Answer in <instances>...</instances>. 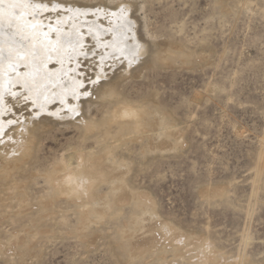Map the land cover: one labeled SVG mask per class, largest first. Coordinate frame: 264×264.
<instances>
[{"label": "rangeland", "instance_id": "rangeland-1", "mask_svg": "<svg viewBox=\"0 0 264 264\" xmlns=\"http://www.w3.org/2000/svg\"><path fill=\"white\" fill-rule=\"evenodd\" d=\"M41 1L133 6L130 15L140 40L148 44L146 53L128 69L122 62L108 65L106 78L95 84L116 82L118 100L147 105L142 107H149L153 119L147 133L130 134L114 144L116 157L132 165L124 176L134 193L124 197L113 216L86 217L85 227L65 196H53L43 174L61 159L74 164L76 148L98 153V135L84 139L80 122L39 115L29 128L38 132L33 156L18 173L10 172L9 182L0 179V264H264V0ZM157 54L163 59L151 64ZM87 66L89 62H82L80 68ZM90 96L82 97V112L101 121L111 104ZM10 104L13 111L6 120L30 114L24 102ZM160 117L171 127L169 137L159 135ZM146 145L151 152H143ZM108 164L100 167L104 178L121 173ZM102 184L100 195L108 191ZM133 194L154 207V214L142 215L135 232L130 229L136 216L129 206ZM43 203L50 204L47 210H42ZM163 224L174 230L162 231ZM11 236L27 243L14 244Z\"/></svg>", "mask_w": 264, "mask_h": 264}, {"label": "bare ground", "instance_id": "bare-ground-1", "mask_svg": "<svg viewBox=\"0 0 264 264\" xmlns=\"http://www.w3.org/2000/svg\"><path fill=\"white\" fill-rule=\"evenodd\" d=\"M95 6V8L91 5L89 7L79 6L76 3L72 4V2L64 4L58 2L45 3L41 0H0V155L1 158L4 159V162L0 163V179H7L11 176H9V174L13 169H17L15 172L17 171L18 173V168L24 163V166L26 165L27 160L31 156L30 154L34 147L33 144L36 143L34 142L36 141L35 135L38 133L36 130H31L30 132L29 128L35 125L33 124L34 120H36L39 115L41 116V114H45L56 119L69 118L75 120V122H80L81 125H79V123L77 124L78 127L81 126V136H83L84 139L89 140L88 137L91 136V139L92 136L98 135V139L95 142L99 145L98 150L100 149V151L98 153L94 152V150L93 152H84L82 150L79 151V149L76 148L78 151L75 150L74 153V164L71 163L70 165L65 159H61L59 160L60 163H57L58 165L54 169L51 167L52 170L50 172L48 171L49 173L46 171L47 173L45 175L44 172L43 175L45 176V179L43 177L42 179L50 184V188L52 189L50 191H52L54 197L57 198V196H59L58 198H61L62 200V197L65 196L68 203H72V208L74 207V211L77 212L74 214H78L79 216V224H82L85 227L87 225H85L86 217L89 219L100 220L104 218L105 215L116 211V209L120 207L119 203H124L126 201V198L124 197L128 196V193H134L132 191L133 189L127 185L124 176L129 173L130 170L128 167H132V165L129 166V163H127L128 160L123 161V159H120L119 154V159L116 157L117 155L114 154L116 149L114 144L115 142L123 140L125 136H129L130 134L142 136L144 133H147L145 128L151 124V118L153 119V112L148 110L149 107L147 110L143 108L142 105L144 104L140 106L138 102L137 105L136 103L133 104V102H126V100H118V97H121V95L119 96L118 92L120 90L117 89L119 84L117 86L116 82H113L112 80V82L108 83L100 81L101 83L99 82L98 85L95 84L100 79L106 78V71L110 67L122 62L124 65L123 68L128 69L136 64V62L141 61V59H143L142 56L146 53V45H148L146 44V41L145 43L140 40L137 34L138 31L136 32L137 21L133 20L130 15L132 5L125 3L120 4L119 2L114 8ZM88 42H91L95 49H91ZM176 54L177 53H175V55ZM151 57L153 58V61L150 60L152 63L149 61L151 64L160 60V58L163 59L158 54ZM172 57L175 59L176 56ZM173 58L171 60H174ZM82 62L84 64L89 62V66H87V68L85 67L86 70L80 68ZM91 65L93 68L90 67ZM108 65H110L109 68H107ZM88 71H91L90 73L93 71V75L89 78L90 82L85 84V77H88ZM87 94H90V97L94 94V97L99 100L111 104V106H109L110 108L105 110V116H102L103 118L101 117V121L97 120V122L91 118H87L83 114L82 97L87 96ZM92 100L93 99L91 98V101ZM122 100L124 99L122 98ZM10 101L17 105L24 102L28 109H30L28 117H17L14 115L13 119L8 116V119L6 120L4 116L8 112L13 111V106L10 104ZM91 101L87 100L85 102L93 103ZM103 104L106 105L105 102H103ZM55 105L58 106L54 107ZM146 106L144 105V107ZM106 107L108 108L107 105ZM164 119L165 118L159 119L160 122L157 126L158 128L160 127V133H158L160 137H169L168 129L171 127L169 123L165 121L166 119ZM39 127L42 129V126ZM78 130L81 132L80 127ZM84 139L81 140L84 141ZM144 139L148 142L151 138L146 136ZM121 144L126 145L125 141ZM117 145H120V143ZM118 147L120 148V146ZM151 151L152 147L149 145H146L143 148L144 153ZM32 153L34 152L32 151ZM7 157H10L11 161H5ZM33 159L34 158H30V161ZM105 162L110 163L108 166H110V169L112 168V171L120 170L121 173L112 175V171L109 170L111 172H107L112 176L110 177L108 175L110 178H104L106 175H102L100 167L105 166L103 165ZM133 166L135 167V165ZM0 183L2 184V182ZM104 183L108 186V191L106 190V193L100 195V190L99 193H97V189L101 184L104 186ZM12 185L14 184L12 183ZM23 186H25V184H23ZM12 188L14 187L12 186ZM16 188L18 189V187ZM8 189L7 191L9 192ZM25 189L22 188L20 191ZM49 193L51 192H48V194ZM10 195H13L12 192ZM17 195L19 196L21 194L18 193ZM1 196L3 197V195ZM49 196L52 195H48V198ZM132 196L133 198L129 206H132L131 208L136 216L132 218V223L130 222L132 224L130 229L135 232L141 226L143 220L142 215L154 214V207L152 208V204H150L148 199H138L139 196L137 197L134 194ZM58 198L57 200H59ZM19 201L21 204L23 203L21 199ZM45 201L47 202V200ZM44 203L41 206L42 210H47L50 204L47 206V204ZM16 206L19 205L16 204ZM22 207L21 209H24L25 211L27 210V208L25 209ZM20 210L18 209V211ZM69 210L71 211L72 209L70 208ZM23 211H21L22 214ZM63 212L64 210L62 213ZM9 214L6 215L8 216ZM109 216L111 215L109 214ZM1 220H3V218ZM169 226L163 224L161 230L164 232H171L173 227L171 226V228ZM11 237L13 238V236ZM11 239L9 237V240ZM12 240H14V244L17 245L22 242V240L18 238H13ZM23 243L24 242H22V246L27 242ZM11 244H13V241ZM22 246H20V248ZM18 247L15 245V248ZM164 253L165 252H163V254ZM156 255H158L157 252L155 256Z\"/></svg>", "mask_w": 264, "mask_h": 264}]
</instances>
